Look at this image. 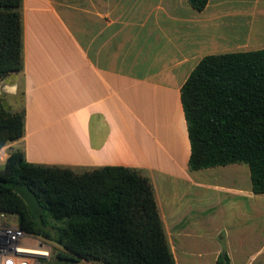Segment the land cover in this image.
I'll list each match as a JSON object with an SVG mask.
<instances>
[{"label":"crops","instance_id":"obj_1","mask_svg":"<svg viewBox=\"0 0 264 264\" xmlns=\"http://www.w3.org/2000/svg\"><path fill=\"white\" fill-rule=\"evenodd\" d=\"M23 70L0 81L33 164L150 177L176 264H264L247 164L190 171L181 89L206 56L264 49V0H23ZM204 233L202 237L199 233ZM90 263V262H89Z\"/></svg>","mask_w":264,"mask_h":264},{"label":"trees","instance_id":"obj_2","mask_svg":"<svg viewBox=\"0 0 264 264\" xmlns=\"http://www.w3.org/2000/svg\"><path fill=\"white\" fill-rule=\"evenodd\" d=\"M22 1L0 0V81L23 70ZM209 0H188L203 11ZM191 145L190 171L247 164L264 194V49L204 57L181 89ZM26 111L0 98V152L25 134ZM28 185L43 211L34 215L15 192ZM0 213L64 251L52 264H176L154 185L140 170L106 166L83 173L33 164L8 148L0 165ZM216 264H230L220 254Z\"/></svg>","mask_w":264,"mask_h":264},{"label":"built area","instance_id":"obj_3","mask_svg":"<svg viewBox=\"0 0 264 264\" xmlns=\"http://www.w3.org/2000/svg\"><path fill=\"white\" fill-rule=\"evenodd\" d=\"M6 157L0 154V165ZM50 243L22 230L15 215L0 213V264H50Z\"/></svg>","mask_w":264,"mask_h":264},{"label":"water","instance_id":"obj_4","mask_svg":"<svg viewBox=\"0 0 264 264\" xmlns=\"http://www.w3.org/2000/svg\"><path fill=\"white\" fill-rule=\"evenodd\" d=\"M2 104L6 110H10V106L6 99L2 98ZM15 192L25 201L28 208L34 215H38L43 211V206L41 205L35 192L26 184L18 185L15 188Z\"/></svg>","mask_w":264,"mask_h":264},{"label":"rangeland","instance_id":"obj_5","mask_svg":"<svg viewBox=\"0 0 264 264\" xmlns=\"http://www.w3.org/2000/svg\"><path fill=\"white\" fill-rule=\"evenodd\" d=\"M0 154L3 156V157H6V151H1ZM168 234V233H167ZM199 235H201L202 237L205 236V234L202 232V233H199ZM169 238V236H168ZM169 241H170V238H169ZM49 242V241H48ZM50 243V247H51V251H52V259H54V253L57 252V251H64L63 248L59 247L58 245L52 243V242H49ZM50 264H52V262H50ZM75 264H99V263H96V262H87V261H80L79 263H75Z\"/></svg>","mask_w":264,"mask_h":264}]
</instances>
